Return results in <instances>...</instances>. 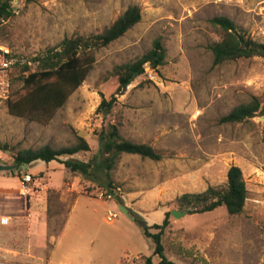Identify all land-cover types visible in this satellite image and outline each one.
Masks as SVG:
<instances>
[{
    "label": "rangeland",
    "instance_id": "1",
    "mask_svg": "<svg viewBox=\"0 0 264 264\" xmlns=\"http://www.w3.org/2000/svg\"><path fill=\"white\" fill-rule=\"evenodd\" d=\"M11 5L13 15L0 21V45L7 46L20 64L64 37L101 32L130 5L141 10L138 23L95 51L85 80L52 115L37 111L16 116L9 112L6 100L0 99V143L9 147L3 160L12 161L14 153L24 148L70 146L78 136L89 143V153H95V132L108 122L117 123L125 138L149 143L163 155L152 160L121 153L111 172L120 195L108 200L96 196L97 185L58 161L52 162L51 174L39 168L32 182L37 201L51 177L63 175L58 191L60 196L64 193L63 202L51 204L46 212L48 233L59 230L73 198L82 194L72 203L68 225L99 227L108 236L107 253L125 257L120 264H143L152 255L153 241L131 215L120 211L117 198L128 192L145 197L154 209L147 213L132 210V214L147 225L160 224L165 209H177L176 196L224 185L228 168L237 165L247 187L243 211L230 215L221 205L208 212L170 215L162 234L164 254L174 264H264V115L256 112L241 122L219 120L253 97L264 105V56L213 65L209 49L219 38L210 19L219 15L264 42V0H11ZM158 37L166 49L164 64L153 69V79L145 73L116 94L115 106L103 118L96 109L102 97L109 99L118 86L111 74L113 67L142 55ZM19 75V67L13 68L12 89L21 86ZM37 164L10 173L35 172ZM0 180V216H10L9 223L14 218L29 220L32 211L18 192V178L0 170ZM108 210L117 213L112 222L106 221ZM1 225L0 235L5 239L10 236L8 224ZM152 261L159 264L156 256ZM0 264L42 263L0 256Z\"/></svg>",
    "mask_w": 264,
    "mask_h": 264
},
{
    "label": "trees",
    "instance_id": "2",
    "mask_svg": "<svg viewBox=\"0 0 264 264\" xmlns=\"http://www.w3.org/2000/svg\"><path fill=\"white\" fill-rule=\"evenodd\" d=\"M12 15L11 0H0V21ZM140 20V7L130 5L101 32L87 36L77 34L64 37L57 45L48 47L32 57L29 60L31 63L27 61L20 64L15 61L13 68L19 67L20 75L17 78L21 86L13 89L11 87L10 96L6 99L9 112L16 116L32 115L37 111L52 115L85 80L95 62V51L123 36ZM210 23L219 31V38L209 45L213 65L240 58L264 56V42L248 35L229 17L214 16ZM165 57L166 49L158 37L154 39L151 48L142 55L129 62L115 65L111 74L116 77L118 86L109 99L102 97L96 112L102 114L103 118L110 114L117 101L116 94H121L135 78L145 74L146 66L155 69L164 64ZM256 112L264 115V105H261L257 97H253L251 101L235 106L219 120L241 122L251 118ZM95 136L98 150L92 154L89 153L91 147L86 139L78 136L74 144L66 147L53 148L44 144L36 148L17 150L12 156V161L2 159L4 151H8L9 147L5 143H0V162L22 167L24 164L29 166L39 160L44 162L56 160L63 163L71 172L79 173L93 182L99 189L104 187L112 189L115 186L112 184L111 172L121 153L137 154L152 160H160L163 157L151 144L125 138L115 122L104 124L95 132ZM87 153L89 154L85 157ZM79 154L84 156L76 157ZM62 156L66 159H62ZM50 192L49 198L54 196L52 194L54 191ZM246 198L247 187L243 172L239 166L231 165L227 170L224 185H209L200 192H184L176 196L173 202L178 210H187L188 213L208 212L223 205L230 215H236L243 211ZM128 211L141 227L143 234L154 244L152 255L146 256L143 264H153L152 256L159 259V264H174L164 254L162 243V234L169 224L170 211H165L162 223L153 225H147L139 215L132 214L131 209Z\"/></svg>",
    "mask_w": 264,
    "mask_h": 264
},
{
    "label": "crops",
    "instance_id": "3",
    "mask_svg": "<svg viewBox=\"0 0 264 264\" xmlns=\"http://www.w3.org/2000/svg\"><path fill=\"white\" fill-rule=\"evenodd\" d=\"M40 161V160H39ZM53 161L44 162V164L38 165L37 161L33 162L37 164L35 172H25L31 175V181L28 182L30 188L26 192L23 189V173L22 175H13L6 172L7 175L15 176L19 180L18 192L20 195L26 197L27 210L31 209L32 213L29 220L21 222L17 218L10 222V216H0L1 224H8L9 237L5 239L0 235V256H9L12 259L20 260L22 262H37L47 264H120L125 257L119 259L117 256L113 258L111 253H107L104 249L106 246V240L108 238L105 231L100 230L92 224L80 227H72L68 225L70 219L71 207L73 201H77L78 194L73 198L71 206L67 211L66 217L56 233H48L46 227V212L51 208V204H61L63 199V192L58 193L60 184L62 181L61 174L59 176L51 177V180L43 187L44 191L40 194V199L37 201L32 194L36 191L32 186V182L36 181V174L41 170L39 168L48 169L50 174L51 164ZM63 164V163H62ZM65 166V165H64ZM28 169V166H27ZM59 173V172H58ZM40 174V173H38ZM56 186H55V185ZM4 189L11 191V188L4 187ZM54 191V196L49 198L50 191ZM3 191L2 180H0V198ZM145 197L133 195L132 192H128L117 198V207L123 205L127 209L137 211L138 213H147L151 209H154L152 204H148ZM41 203V206L39 205ZM167 209H165L166 211ZM169 211L171 209H168ZM111 210H108V212ZM85 214L90 215L89 212ZM90 218V216H89ZM113 221V220H112ZM111 221V222H112ZM8 222V223H7ZM10 239V241H8ZM10 243V244H8ZM120 247V246H119ZM5 251H9L6 253ZM123 251V248L119 250V253ZM120 255V254H119ZM110 259L111 263L107 260Z\"/></svg>",
    "mask_w": 264,
    "mask_h": 264
},
{
    "label": "built area",
    "instance_id": "4",
    "mask_svg": "<svg viewBox=\"0 0 264 264\" xmlns=\"http://www.w3.org/2000/svg\"><path fill=\"white\" fill-rule=\"evenodd\" d=\"M14 59L10 56V49L5 45H0V99L6 100L10 96L11 93V73L13 69ZM150 69V68H149ZM146 73H149V77L153 79L152 71L153 69H150L148 71L147 69ZM23 181V189L26 192L30 188L28 187V182L31 181V175L28 173H25L22 177ZM95 194L97 197L101 199H113L116 196L120 195V189L119 187H115L112 189H97L95 191ZM117 217V213L113 211H109L106 214V221L111 222ZM47 264V263H42Z\"/></svg>",
    "mask_w": 264,
    "mask_h": 264
},
{
    "label": "water",
    "instance_id": "5",
    "mask_svg": "<svg viewBox=\"0 0 264 264\" xmlns=\"http://www.w3.org/2000/svg\"><path fill=\"white\" fill-rule=\"evenodd\" d=\"M27 166H28L27 164H24L22 167H19L18 165H12V164L7 165V164L0 163V170H3V171L21 170V169H26ZM119 209L121 212L125 213L126 215H130L128 209L124 207L123 205H119ZM186 212L187 210H177V209L170 210L171 215H173L175 218L184 215Z\"/></svg>",
    "mask_w": 264,
    "mask_h": 264
}]
</instances>
